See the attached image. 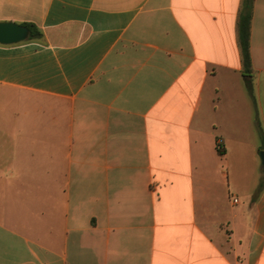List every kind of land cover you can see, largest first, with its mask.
<instances>
[{"label":"crops","instance_id":"0c3cea01","mask_svg":"<svg viewBox=\"0 0 264 264\" xmlns=\"http://www.w3.org/2000/svg\"><path fill=\"white\" fill-rule=\"evenodd\" d=\"M242 1L0 0L42 32L0 44V264H264V0L250 78Z\"/></svg>","mask_w":264,"mask_h":264},{"label":"trees","instance_id":"16d2710c","mask_svg":"<svg viewBox=\"0 0 264 264\" xmlns=\"http://www.w3.org/2000/svg\"><path fill=\"white\" fill-rule=\"evenodd\" d=\"M253 0H243L241 10L237 21V36L241 52L242 74L250 78L252 76L251 56H250V25L252 18ZM29 30L28 40L40 39L42 37L41 30L32 23H22ZM248 91L251 94V84H248ZM218 153L223 152L218 148Z\"/></svg>","mask_w":264,"mask_h":264},{"label":"water","instance_id":"95a60500","mask_svg":"<svg viewBox=\"0 0 264 264\" xmlns=\"http://www.w3.org/2000/svg\"><path fill=\"white\" fill-rule=\"evenodd\" d=\"M28 37L27 27L11 21H0V44H16L27 40ZM260 160L264 168V151L260 152Z\"/></svg>","mask_w":264,"mask_h":264},{"label":"built area","instance_id":"2783aa9c","mask_svg":"<svg viewBox=\"0 0 264 264\" xmlns=\"http://www.w3.org/2000/svg\"><path fill=\"white\" fill-rule=\"evenodd\" d=\"M237 200L236 199H234V202H236Z\"/></svg>","mask_w":264,"mask_h":264}]
</instances>
